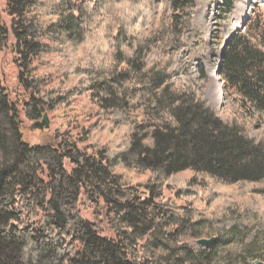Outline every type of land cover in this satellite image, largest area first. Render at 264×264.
Wrapping results in <instances>:
<instances>
[{
	"label": "trees",
	"instance_id": "trees-1",
	"mask_svg": "<svg viewBox=\"0 0 264 264\" xmlns=\"http://www.w3.org/2000/svg\"><path fill=\"white\" fill-rule=\"evenodd\" d=\"M200 7L5 1L0 52L12 38L22 93L11 100L0 80V264H230L244 251L238 230L193 243L245 216L239 197L264 201V18L223 44L217 75L241 115L226 118L177 73ZM74 56L85 66L69 68ZM45 115L62 123L32 145L26 122Z\"/></svg>",
	"mask_w": 264,
	"mask_h": 264
},
{
	"label": "rangeland",
	"instance_id": "rangeland-1",
	"mask_svg": "<svg viewBox=\"0 0 264 264\" xmlns=\"http://www.w3.org/2000/svg\"><path fill=\"white\" fill-rule=\"evenodd\" d=\"M5 1L0 0V9L4 6ZM229 3L233 4L232 8H228ZM258 13L264 18V0H201V7L195 13L194 28L187 36L190 47L178 56L180 64L177 67V73L179 78L196 87L204 101L226 118L237 119L241 118V115L237 112V107L230 100L225 99L224 90L222 91L223 86L216 72L221 60L223 44L234 32H244L246 23ZM221 17H223L222 20H220ZM4 21L7 24L9 22L7 17H4ZM12 42L13 39L10 38L8 46L0 52V80L7 89L11 100L16 102L21 98L22 91L17 88L18 69L9 48ZM78 57L74 56L69 65L72 70L77 65L85 66V59L79 60ZM200 69H204L209 74L210 82L201 79ZM75 84L87 88L90 87L91 81L87 75L80 72ZM79 105L85 107V110L81 107L83 115L96 113V109L91 106L86 97L79 100ZM112 117L118 120L122 119L119 113H114ZM49 120L48 130H33L28 133L27 140L32 145L46 143L47 140L44 138L53 137L62 123L56 118ZM33 124L26 122V126L29 128ZM255 131L258 134H264V129ZM116 154L114 153L112 156ZM68 168L71 169L70 166ZM176 182V180L173 181V183ZM253 187L252 185L248 186L249 189ZM239 199H243L248 205L246 215L239 218L235 214H227L213 238H219L228 231L238 230L246 236V245L244 251L233 256L230 264H253L256 261L264 263V201L259 197L251 199L239 197ZM86 217L93 220L91 214H86ZM193 245L198 249H205L197 242H194Z\"/></svg>",
	"mask_w": 264,
	"mask_h": 264
},
{
	"label": "water",
	"instance_id": "water-1",
	"mask_svg": "<svg viewBox=\"0 0 264 264\" xmlns=\"http://www.w3.org/2000/svg\"><path fill=\"white\" fill-rule=\"evenodd\" d=\"M50 127V120L48 115H45L42 121L36 122L32 125L33 130L45 131ZM216 242V238L202 239L197 242V244L205 249H211ZM253 264H264L263 262L256 261Z\"/></svg>",
	"mask_w": 264,
	"mask_h": 264
},
{
	"label": "bare ground",
	"instance_id": "bare-ground-1",
	"mask_svg": "<svg viewBox=\"0 0 264 264\" xmlns=\"http://www.w3.org/2000/svg\"><path fill=\"white\" fill-rule=\"evenodd\" d=\"M216 72H217V70H216ZM222 91H223V89H222ZM222 94H223V92H222Z\"/></svg>",
	"mask_w": 264,
	"mask_h": 264
}]
</instances>
